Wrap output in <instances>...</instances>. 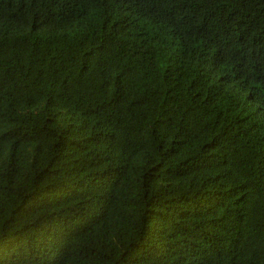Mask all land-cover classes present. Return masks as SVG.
Masks as SVG:
<instances>
[{"label": "trees", "instance_id": "trees-1", "mask_svg": "<svg viewBox=\"0 0 264 264\" xmlns=\"http://www.w3.org/2000/svg\"><path fill=\"white\" fill-rule=\"evenodd\" d=\"M0 264H264V0H0Z\"/></svg>", "mask_w": 264, "mask_h": 264}]
</instances>
